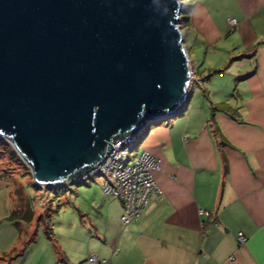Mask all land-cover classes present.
I'll use <instances>...</instances> for the list:
<instances>
[{
  "label": "water",
  "instance_id": "1",
  "mask_svg": "<svg viewBox=\"0 0 264 264\" xmlns=\"http://www.w3.org/2000/svg\"><path fill=\"white\" fill-rule=\"evenodd\" d=\"M180 0H0V138L51 189L190 99Z\"/></svg>",
  "mask_w": 264,
  "mask_h": 264
},
{
  "label": "crops",
  "instance_id": "2",
  "mask_svg": "<svg viewBox=\"0 0 264 264\" xmlns=\"http://www.w3.org/2000/svg\"><path fill=\"white\" fill-rule=\"evenodd\" d=\"M222 2L209 3L219 11L227 4L225 27L220 28L205 5H189L186 21L196 32L187 48L195 53L198 24L210 28L209 47L227 39L234 56L231 80L214 89L218 94L203 116L191 108L182 119L150 127L140 146L159 161L152 177L162 194L150 197L136 222L121 228L122 205L112 198L117 223H111V238L104 233L107 222L89 234L99 239L83 241L75 235V243L72 236H63L74 246H91L89 258L107 264H264V0ZM218 68L215 73L222 74ZM218 105L231 108L233 116L217 112L210 123V107ZM200 209L210 218L199 217ZM10 212V188L0 179V264H96L84 247L72 250L66 244L61 263L55 248L41 238L10 262L25 240L6 220ZM238 233L246 238L243 245H238Z\"/></svg>",
  "mask_w": 264,
  "mask_h": 264
},
{
  "label": "rangeland",
  "instance_id": "3",
  "mask_svg": "<svg viewBox=\"0 0 264 264\" xmlns=\"http://www.w3.org/2000/svg\"><path fill=\"white\" fill-rule=\"evenodd\" d=\"M194 2H198L207 7L206 10L210 20H212L213 25H218L219 28L222 27V24L225 27L226 18L229 13L228 7L223 8L224 6H227L226 3L221 6L222 9L219 11V9L215 10L212 8V3L209 4L210 0H180L182 10L181 14L179 15L180 24L178 26L183 37V46H185L184 48L186 54L187 56L189 55L188 59L192 76L195 79V81L193 82V89L190 95L189 102L185 106L186 110L183 111L184 117L187 116V112L191 110V108H195L196 110H198L196 111V114H201V116H203V114L205 113L204 110L208 112V105L210 104V101H213L215 95L218 94L214 89L217 87H225L231 80L230 75H232L234 71H232V69L230 70L229 68V65L233 63L232 59L234 57H230V53L228 52L230 51V43L226 39L216 42L214 46L209 47V45L212 44V42L210 41L212 34L210 32V28H206V30L204 29L205 26H202L201 29V26L198 24L197 29L199 30V43L198 45H196L197 48H195L194 50L195 53H193L192 55L189 54V50L187 48V46L191 44V39L189 40V38H191V32L196 31L195 29H191L186 20H188V18L190 17L189 5H193ZM222 3V0H220V5H222ZM195 62L196 67L194 66ZM216 66L221 67L218 68L217 71H222V74L215 73ZM197 69L202 72L204 71L203 75L198 76V72H196L198 71ZM233 81L232 83H234ZM199 109L201 111H199ZM223 110L227 111L228 113L230 112L232 115V112L229 109L227 110L226 108H223ZM180 117L181 116L178 115L176 118L162 122L159 125H166L169 122H172ZM3 141L15 154L20 164V166L16 165L18 163L17 162L14 164V166H12V162H10V164L5 160V172H10V174L8 173L7 175L11 176V178L15 177L16 180L23 185L24 190L28 196L26 198L28 202H24L22 205H26L27 203H29L30 208H32V210L34 211L31 223L26 226V232L35 233L36 231L38 235L37 238H41V240H43L47 244L49 243L50 247L53 250L54 246L57 248V250H61V248H63V244H66V247L68 248L74 247L71 248L72 250L78 248L82 250V248L84 247V250L87 251V258H89V255L91 254L90 251L92 247H88L84 244L83 246H74L73 242L76 243V240L73 238V236H83V238H81L83 239V241L85 240V238L87 241L91 239H99L95 237L91 238L89 234L99 229V227L102 228L105 222H107V225L103 227L105 228L104 233L108 232V238L112 237V233L110 232L112 229L111 223H117V221L115 220V215L111 210V207L112 205L117 203L115 200H112V197L104 196V194L102 193V177L95 175L92 179H89L84 183L67 184L64 188L59 187L60 189L55 190L41 188L36 185L35 188L33 187L34 183L29 166L20 159L9 142H7L6 140ZM140 144L141 143H138L135 146L128 148V154L130 157H134L135 155H139L143 152ZM0 168H3L1 162ZM0 173L3 172H1L0 170ZM10 191H14L13 185L10 186ZM11 199H14L13 203H11ZM22 205H19L17 197H13V195L11 194V209L13 206L15 208H18ZM208 218H210V216ZM73 222L76 224V227L72 226L71 231L68 227ZM120 223V227L123 226ZM45 228H51L53 233V240L50 241L46 238L44 233ZM102 234L103 233H101V235ZM64 235L72 236L69 237V239H71L73 242L70 243V240H67V242H65L67 238L66 236L63 237ZM92 236H94V234H92ZM110 248L111 247L109 245V249ZM62 254H64L63 251Z\"/></svg>",
  "mask_w": 264,
  "mask_h": 264
},
{
  "label": "built area",
  "instance_id": "4",
  "mask_svg": "<svg viewBox=\"0 0 264 264\" xmlns=\"http://www.w3.org/2000/svg\"><path fill=\"white\" fill-rule=\"evenodd\" d=\"M229 25L231 27L236 26V21L233 19L229 20ZM194 81L195 79L192 76L190 67V93L192 92ZM137 137L138 135L126 138L123 141L120 140L115 144H111L112 150L105 152L102 161L93 170L79 177V179L83 180L95 174L103 178L101 189L104 196L117 199L122 205L123 213L120 220L123 226H127L137 221L140 213L143 211L149 198L151 197V193H153L152 195L157 196L162 194L161 189L152 177L150 178V183L147 180L141 181L143 186L142 189L138 188L136 184L130 181L127 182L121 180L118 182L119 178L123 177L130 171L131 165L133 163H138L141 158H143V163L145 165H149V170L159 169L157 164H149L150 156L145 154L146 152H142L139 158L129 156L128 148H131L134 145ZM132 204H134V206H132ZM133 208H135V210H133ZM198 216L208 218L210 213L200 209L198 210ZM245 241L246 238L244 234L238 233V245H243ZM89 261L96 264H107L105 260L97 261L95 257H90Z\"/></svg>",
  "mask_w": 264,
  "mask_h": 264
},
{
  "label": "trees",
  "instance_id": "5",
  "mask_svg": "<svg viewBox=\"0 0 264 264\" xmlns=\"http://www.w3.org/2000/svg\"><path fill=\"white\" fill-rule=\"evenodd\" d=\"M223 108H226L227 110L229 109L230 111H232L231 108H227L226 106H222V105H218V107H210V117H209L208 121L210 123H212L213 122V116L217 112H222V113H225L227 115L233 116V113H234L233 111H232V115H231L230 112L228 113L227 111L223 110ZM185 110H186V108L182 107V109L179 110L178 115H183V111H185ZM156 125H157V123L148 124V126L146 128H144V130L140 134H138V137L135 140L133 146L140 143L146 137L150 127L156 126ZM212 133H215V129L212 130ZM3 140L4 139L0 138V162L3 165V168H0L1 172H3V173H0V179H2L7 184V186L9 188L11 185H13L14 191H12V192L10 191V196L12 194L13 197H17L19 205L20 204L22 205L24 202H28V200L26 199L28 196L24 190L23 185L20 184V182H18L15 177L11 178V176H8L7 174L8 173L10 174V172H5L6 171L5 170V168H6L5 167L6 166L5 160L8 161V163L12 162V164H13L12 166H14V164L18 162V159L15 156V154L10 150L9 146ZM16 165L20 166L19 162ZM93 176H95V174L92 175L91 177H89L87 179H83V180L78 178L77 180L73 181V184L84 183L87 180L92 179ZM65 185H67V184H65ZM65 185L51 188V190L60 189L59 187L64 188ZM33 187H35V184H33ZM13 202H14V199H11V203H13ZM33 212L34 211L32 210V208H30L29 203H27L26 205H22L21 207H18V208H15L13 206L11 209L9 217L6 218L7 221L11 222L13 224V226L16 227V229L18 230V233L21 236H24V238H25V240H23V242L20 246V249L13 256V258H11L9 260L10 262L14 261V260L20 258L22 255H24L27 248L36 241V238H37V232L36 231H35V233L26 232V226L29 225V223H31V221H32ZM44 233H45V236L48 240H50V241L53 240V233H52L51 228H45ZM54 248L57 251L58 261L61 263L64 262L65 259H64V255L62 254V252L60 250H57V248L55 246H54Z\"/></svg>",
  "mask_w": 264,
  "mask_h": 264
},
{
  "label": "bare ground",
  "instance_id": "6",
  "mask_svg": "<svg viewBox=\"0 0 264 264\" xmlns=\"http://www.w3.org/2000/svg\"><path fill=\"white\" fill-rule=\"evenodd\" d=\"M143 152H146V151H143ZM141 154H139V155L137 154V155H135V157L139 158L141 156ZM145 154H148L150 156V162H149L150 165L151 164H157V166L159 167V161L158 160L153 158L147 152ZM158 170H149V165H145L143 163V158H141V160H139L138 163H133L131 165L130 171L127 174H125L123 177L119 178L118 182L121 181V180H124V181H127V182L130 181V182L136 184V186L138 188L142 189L143 186H142V182L141 181L142 180H147L150 183V178L152 177V174L154 172H157ZM152 194L153 193H151L150 196H152ZM132 206H134V204H132ZM133 210H135V208H133Z\"/></svg>",
  "mask_w": 264,
  "mask_h": 264
}]
</instances>
